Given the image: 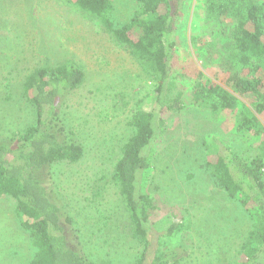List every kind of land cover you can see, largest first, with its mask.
Listing matches in <instances>:
<instances>
[{"label":"rangeland","instance_id":"374dc122","mask_svg":"<svg viewBox=\"0 0 264 264\" xmlns=\"http://www.w3.org/2000/svg\"><path fill=\"white\" fill-rule=\"evenodd\" d=\"M112 4L109 17L115 26L127 22L136 8L135 0ZM204 27V0H182L173 21L178 69L200 70L213 79L217 66H206L194 44V39L200 46L209 40ZM66 61L81 67L83 80L63 97L59 117L83 156L46 167L38 176L63 218L71 219L65 224L71 246L97 264H134L144 244L134 236L113 170L133 133L129 119L154 105L156 82L98 18L66 0H0V142L14 145L12 139L35 124L34 110L22 94L26 77ZM238 98L240 105L220 116L186 106L163 114L162 124L158 114L154 119L155 137L143 151L150 168L137 177V191L143 189L159 208L145 264L165 253L174 254L168 264L238 261L250 217L214 184L205 167L213 140L223 153L252 154L238 123L253 99ZM257 118L264 129V120ZM263 138L264 133L256 139ZM33 254L14 200L0 198V264H27Z\"/></svg>","mask_w":264,"mask_h":264},{"label":"trees","instance_id":"16d2710c","mask_svg":"<svg viewBox=\"0 0 264 264\" xmlns=\"http://www.w3.org/2000/svg\"><path fill=\"white\" fill-rule=\"evenodd\" d=\"M100 20L116 43L131 54L146 76L156 82L152 109L137 111L129 119L132 135L123 146L114 166V177L130 211L134 236L143 242V251L134 264H145L154 234L153 217L158 205L144 190L137 191L139 173L150 168L143 151L155 137L159 115L199 108L211 116L231 113L240 105L238 96L253 99L252 109L240 112L238 129L246 132L251 155L223 153L221 143L212 141L205 167L214 184L249 215L251 227L232 264H264V133L257 115L264 120V0H204L202 32L209 40L195 46L206 66L216 65L214 78L200 70L178 69L174 52L173 21L182 0H135L131 18L115 26L110 19L112 0H66ZM83 80L81 67L74 62L40 67L29 74L22 94L35 113V124L12 139L0 142V198L14 200L20 224L28 231L34 254L27 264H97L67 240L65 224H71L53 201L39 178L42 169L56 163H75L83 148L70 140L60 121L63 97ZM178 83L187 84L182 91ZM174 224L168 231L172 233ZM174 254H163L152 264H168Z\"/></svg>","mask_w":264,"mask_h":264}]
</instances>
